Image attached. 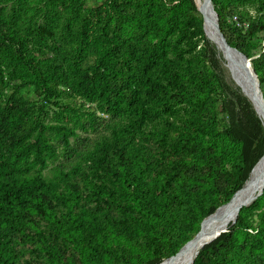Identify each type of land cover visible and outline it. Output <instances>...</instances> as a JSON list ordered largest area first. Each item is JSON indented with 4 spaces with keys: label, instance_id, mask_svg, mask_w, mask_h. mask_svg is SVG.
I'll return each instance as SVG.
<instances>
[{
    "label": "rangeland",
    "instance_id": "374dc122",
    "mask_svg": "<svg viewBox=\"0 0 264 264\" xmlns=\"http://www.w3.org/2000/svg\"><path fill=\"white\" fill-rule=\"evenodd\" d=\"M214 2L226 39L248 52L252 59L264 53V33L257 31L258 21L264 22V2ZM129 5V0H82L77 16L64 27L52 23L54 37L44 41L36 35L37 27L45 20L39 0H0V27L5 25L2 18L6 17L16 33L28 38L36 55L44 54L65 72L69 60H78L70 55L71 34L84 17L91 19L95 26L106 23L111 34L134 41V14ZM171 6L178 22L183 12L191 11V6L183 1H175ZM191 12L193 23L203 28L201 15L197 11ZM203 43L198 39L199 47L194 48L185 41H177L183 55L192 58V71L209 75L212 69L203 57V51L199 50ZM220 55L225 80L222 88L206 98L203 107L191 113V117L210 130L211 142L216 145L204 149L198 157L179 149L177 134L165 132L167 122H174L176 126L189 122L192 107L188 102L171 103V113L164 105H156L155 113L133 123L131 115L117 117L103 113L96 103L75 96L69 86L62 87V96L50 102L37 97L30 86L20 89V97L32 110V119L39 114L44 124L62 122L73 128L75 135L69 139L68 147H63L58 139L50 138L57 155L42 170V176L55 185V192L41 193L39 199L32 200V210L16 213L14 224H0V264H82L79 249L70 234L64 231L70 217L79 226L87 250H95L102 259H110V264H146L150 256L147 241L129 229L125 230L126 226L134 229L135 220L140 216L133 210L132 202L125 199L135 192L144 196L150 212L163 206L166 209L164 251H172L175 245L180 246V250L194 238L208 217L204 216L209 206L214 201H221L230 189L223 176L232 171L240 151V144L229 141L224 134L239 109L229 94L230 83L226 75L229 78L230 73ZM93 59L92 55H85L79 61L86 67ZM261 76L264 79V64ZM3 80L5 89L0 101L7 98L14 86L5 73ZM156 102L159 100L149 95L145 104L149 106ZM55 103L77 110L76 117L59 118V107H55ZM106 144L107 150L104 149ZM211 185L217 190L216 196L212 202L203 199L204 203H199L201 194ZM119 201L130 206L129 210L121 211ZM248 215L256 227L259 218L251 213ZM247 232L251 245L250 236L255 231ZM257 243L255 251L247 246L244 252L233 254L230 264H264V244Z\"/></svg>",
    "mask_w": 264,
    "mask_h": 264
},
{
    "label": "trees",
    "instance_id": "16d2710c",
    "mask_svg": "<svg viewBox=\"0 0 264 264\" xmlns=\"http://www.w3.org/2000/svg\"><path fill=\"white\" fill-rule=\"evenodd\" d=\"M175 1L186 2L191 6V11H197L195 0H129L135 22V39L131 42L120 35L111 34L106 23L95 26L88 17L80 19L78 27L71 34L70 54L78 60L67 62L65 72L68 75L44 54L36 55L28 38L16 33L8 25L7 18H2L5 25L0 27V97L5 89L4 73L8 81L14 82V86L7 98L0 101V224H14L16 213L32 210V200L39 199L41 193L55 192V185L42 176V170L57 155L50 138H56L63 147H68L69 139L75 135L74 129L62 122L44 124L39 114L32 119L31 108L19 95L22 88L30 86L37 97L50 102L62 96V87L69 86L75 96L88 103H96L103 113L117 117L131 115L133 123L155 113L156 105H164L166 111L171 113V103L188 102L192 107L189 122L179 126L167 122L165 132L177 134L179 149L195 157L215 145V142H211L210 130L200 120L191 117V113L203 107L205 99L222 88L225 81L222 57L209 40L220 63L204 37L203 28L193 23L191 11L183 12L180 22L176 20L171 6ZM211 1L217 12L214 0ZM263 2L261 0V4ZM39 3L45 20L42 26L37 27L36 35L44 41L54 37L52 23L64 27L77 16L82 6V0H39ZM218 23L224 36L220 18ZM257 31L264 33L263 21H258ZM198 39L204 42L199 50L203 51V57L212 69L209 75L194 73L191 69L192 58L185 57L177 44V41H185L186 45L197 48ZM226 42L250 58L248 52L227 39ZM85 55H92L94 59L91 65L82 67L79 60ZM263 64L264 53L252 60L264 99ZM226 78L230 83L228 91L234 101L232 103L239 110L224 134L229 141L240 144V151L232 164V171L223 176L224 183L230 189L221 201H214L209 206L204 217L227 204L238 190L242 174L253 165L256 169L264 159V125H261L251 104L239 94L240 88L235 85L238 90L235 89L228 75ZM149 95L159 102L146 105ZM53 105L59 107L57 103ZM58 109L59 118L72 119L78 113L68 105ZM108 148L106 144L104 149ZM105 161H109L107 155ZM216 194L217 190L211 185L201 194L199 203H204L203 199L212 202ZM142 197L139 192L125 197L140 215L135 220V228L126 226L125 230L129 229L147 241L150 256L146 264H165L175 256L180 246L175 245L172 251H164L166 209L163 206L150 212ZM119 204L121 211L129 210L130 206ZM248 213L259 218L256 227ZM64 229L79 249L82 264H110V259H102L95 250H87L74 218L70 217V223ZM226 229V235L205 246L192 264H230L233 254L244 252L247 246L255 251L258 249L257 242L264 244V189L249 207L239 210L235 221ZM247 231H255L250 236L251 245L248 244Z\"/></svg>",
    "mask_w": 264,
    "mask_h": 264
},
{
    "label": "bare ground",
    "instance_id": "6f19581e",
    "mask_svg": "<svg viewBox=\"0 0 264 264\" xmlns=\"http://www.w3.org/2000/svg\"><path fill=\"white\" fill-rule=\"evenodd\" d=\"M199 2V3H198ZM196 5L201 8L202 0H195ZM208 20V19H207ZM206 33L208 36V40H210L217 48V50L222 54L224 60L226 61V67L231 75L235 79L236 85L241 88L242 94L249 98L259 109L260 105L253 94L251 93L247 82H245L243 75L239 71V61L237 57L231 53L230 51L225 50L223 47L219 45L217 39L211 32L209 27H206ZM264 125V121H263ZM255 169V166L253 170ZM252 170V172H253ZM251 172V173H252ZM250 173V175H251ZM264 174V159L261 164L254 170L251 176L248 178V182L242 187L239 191V198L232 199L228 204L229 206L220 210L222 207L227 206L226 204L220 207L217 211H215L212 215L206 218L202 223V228L197 237L183 247L181 252L176 256L171 257L165 264H190L198 251L202 250L206 244L215 238V236L222 234L223 232H228V228L231 223L234 222L237 211H239L240 201L246 199H253L254 195L257 191L260 190V183L263 179Z\"/></svg>",
    "mask_w": 264,
    "mask_h": 264
},
{
    "label": "water",
    "instance_id": "95a60500",
    "mask_svg": "<svg viewBox=\"0 0 264 264\" xmlns=\"http://www.w3.org/2000/svg\"><path fill=\"white\" fill-rule=\"evenodd\" d=\"M193 2H194V0H193ZM194 7H195V9L197 10V12L202 17V21H203V34H204L205 39L209 43V45L211 46V43L208 40V36H207V33H206V27H209L210 30H211V32L214 33L213 35L215 36V38L217 39V42L219 43V45L221 47H223L227 51H230L231 53H233L237 57V59L239 61V64H240V66H239V69L240 70L239 71L243 75V78H244L245 82H247V85H248L251 93L253 94V97L255 98V101H257L258 104L260 105V109L251 100H249L248 97H246L244 94H242L236 88V86H235V84H236L235 79L233 77H231V75H229L230 76L229 78L231 80V83L233 84V87L238 90L239 94L242 97H244L249 102V104H251V106L254 109L257 117L261 121V125L263 126V121H264V99H263V96H262V93H261V90H260L259 80L257 78V75H256L255 70H254L253 65H252V60L253 59L246 57L239 50H237L236 48H233V47H231V46L228 45V43L226 42L225 37L223 36V34H222V32H221V30L219 28L218 16H217V13H216V11L214 9V6H213L211 0H202L201 8L198 5H195V4H194ZM211 48H212V46H211ZM213 51H214V49H213ZM215 54H216V52H215ZM216 56L219 59V57H218L217 54H216ZM219 61H220V59H219ZM220 63H221V61H220ZM221 65L223 67V64L222 63H221ZM253 167H254V165L251 166L248 170H246L242 174V176L240 178L238 190L233 194V196L229 199V201H228V203L226 205H228L231 202L232 199H238L239 198L238 197L239 196V191L248 182V178L250 176V173L253 170ZM263 189H264V174H263V179H262V181L260 183V190L257 191V193L254 195L253 199L241 200L240 201V207L239 208L241 209L242 207H249L256 200V198H258L259 196H261ZM219 208H217L215 211H217ZM238 212L239 211H237V215H238ZM201 228H202V226H201ZM200 231L196 234V236H194V238H192L190 241H188L184 246H186L187 244H189L190 242H192L197 237V235L200 233ZM225 235H226L225 232H223L222 234H219V235L215 236V238L212 239V240H210L206 244V246L210 245L215 240H217L218 238L223 237ZM183 247L175 254L176 256L181 252V250L183 249ZM200 252H201V250L198 251V253L195 255V257ZM195 257H194V259H195ZM194 259H193V261H194ZM193 261L190 264H192Z\"/></svg>",
    "mask_w": 264,
    "mask_h": 264
}]
</instances>
